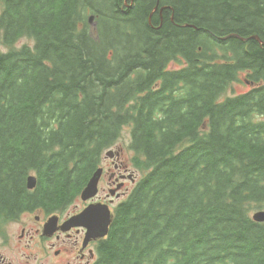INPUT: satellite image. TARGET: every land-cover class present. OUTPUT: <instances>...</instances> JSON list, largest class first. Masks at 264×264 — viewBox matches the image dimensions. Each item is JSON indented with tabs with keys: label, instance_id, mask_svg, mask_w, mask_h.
<instances>
[{
	"label": "trees",
	"instance_id": "trees-1",
	"mask_svg": "<svg viewBox=\"0 0 264 264\" xmlns=\"http://www.w3.org/2000/svg\"><path fill=\"white\" fill-rule=\"evenodd\" d=\"M0 47V240L126 129L141 177L93 264H264V0H0Z\"/></svg>",
	"mask_w": 264,
	"mask_h": 264
},
{
	"label": "flooded vegetation",
	"instance_id": "flooded-vegetation-1",
	"mask_svg": "<svg viewBox=\"0 0 264 264\" xmlns=\"http://www.w3.org/2000/svg\"><path fill=\"white\" fill-rule=\"evenodd\" d=\"M121 155L120 151L118 157L103 159L98 194L79 209L69 211L71 204L57 209L36 206L8 223L0 240V264H93L102 239H86L85 228L66 222L90 203L108 204L112 209L127 195V182L132 185L136 178Z\"/></svg>",
	"mask_w": 264,
	"mask_h": 264
},
{
	"label": "water",
	"instance_id": "water-1",
	"mask_svg": "<svg viewBox=\"0 0 264 264\" xmlns=\"http://www.w3.org/2000/svg\"><path fill=\"white\" fill-rule=\"evenodd\" d=\"M126 2V0H124ZM132 3V0H131ZM93 17L90 18L92 21ZM227 38H221L222 41ZM106 156H111L112 152H107ZM118 156V153H117ZM102 170L98 169L90 178L86 186L80 193V199L82 201H88L93 199L98 193V182L101 177ZM36 180L34 177L28 179V189L35 187ZM253 221L258 223H264V211H258L253 215ZM111 222V213L107 205L96 203L86 207L81 213L73 216L67 221L68 226H81L87 229V239L103 238L108 233V227Z\"/></svg>",
	"mask_w": 264,
	"mask_h": 264
},
{
	"label": "rangeland",
	"instance_id": "rangeland-1",
	"mask_svg": "<svg viewBox=\"0 0 264 264\" xmlns=\"http://www.w3.org/2000/svg\"><path fill=\"white\" fill-rule=\"evenodd\" d=\"M184 26H186V25H184ZM22 44L31 45V42L29 40H27V39H22V40H20V41H18L16 43L15 47L16 46L19 47ZM0 49L2 51H5V49L2 48V47H0ZM246 80H247V78L245 76V73H242L241 76H240L239 81L235 82V84L232 85V87L227 91V95L240 94V93L248 91L250 89V87H251V83L249 81L246 82ZM262 119H264V117ZM122 136L123 137L119 140V142L112 149H116V148H119V147L122 148L124 152H123V155L121 157V160L124 161L127 164L128 163L127 160L129 158V155L131 156V154H129L127 149H126V146L128 144V136H129L128 135V131L126 129L123 130ZM133 172L136 175V179L139 178V174L137 172H135V171H133ZM131 186L132 185H129V183L127 182L126 188L128 190L131 189ZM102 187H103V183H102ZM104 187H105V184H104ZM82 203H83L82 201H80L78 198H76V201L71 203V205L69 206L68 210L74 212L76 210V207H78L77 209H79V207L81 206Z\"/></svg>",
	"mask_w": 264,
	"mask_h": 264
},
{
	"label": "bare ground",
	"instance_id": "bare-ground-1",
	"mask_svg": "<svg viewBox=\"0 0 264 264\" xmlns=\"http://www.w3.org/2000/svg\"><path fill=\"white\" fill-rule=\"evenodd\" d=\"M37 2V1H36ZM39 4V3H38ZM38 6V5H37ZM15 27V26H14ZM117 28V27H116ZM21 29H23V28H21ZM122 29V28H121ZM116 30V29H115ZM125 33V32H124ZM17 35V34H16ZM133 41V40H132ZM122 46V45H121ZM225 47V46H224ZM223 48V47H222ZM132 53V52H131ZM139 53V52H138ZM103 57V56H102ZM131 58V57H130ZM132 60V59H131ZM128 61V60H127ZM116 64V63H115ZM117 67V66H116ZM125 67V66H124ZM117 70V69H116ZM85 75H86V73H85ZM112 75V74H111ZM99 77V76H98ZM89 78V77H88ZM199 80V79H198ZM178 89H180V88H178ZM178 91V90H177ZM4 92V91H3ZM66 115V114H65ZM1 120V119H0ZM99 121V120H98ZM4 124V123H3ZM77 132V131H76ZM2 133V132H1ZM81 133V132H80ZM38 134H40V133H38ZM45 134V133H44ZM44 134H43V136H44ZM69 134V133H68ZM55 135V134H54ZM59 136V135H58ZM53 137V136H52ZM36 140V139H35ZM37 142V141H36ZM77 142V141H76ZM51 143V142H50ZM39 144V143H38ZM72 147V146H71ZM87 150V149H86ZM39 161V160H38ZM191 164V163H190ZM92 165V164H91ZM90 166V165H89ZM201 169V168H200ZM174 171V170H173ZM202 175V174H201ZM200 176V175H199ZM57 180V179H56ZM159 180V179H158ZM43 181V180H42ZM41 181V182H42ZM228 181V180H227ZM60 184V183H59ZM62 185V184H61ZM160 185V184H159ZM151 187V186H150ZM67 191V190H66ZM78 191V190H77ZM66 193V192H65ZM64 193V194H65ZM68 194V193H67ZM41 198V197H40ZM135 211V210H134ZM236 212V211H235ZM230 222V221H229ZM221 226V225H220ZM218 227V226H217ZM196 228V227H195ZM223 228V227H222ZM221 228V229H222ZM247 228V227H246ZM194 229V228H193ZM203 231V230H202ZM237 231V230H236ZM201 232V231H200ZM207 233V232H206ZM227 233V232H226ZM167 234V233H166ZM262 236V235H261ZM169 237V236H168ZM264 238V237H263ZM157 239V238H156ZM230 243V242H229ZM239 243V242H238ZM169 244V243H168ZM188 246V245H187ZM181 247H182V245H181ZM184 247V246H183ZM200 247V246H199ZM176 248V247H175ZM204 250V249H203ZM231 250V249H230ZM182 252V251H181ZM262 253V252H261ZM192 254V253H191ZM257 257V256H256ZM200 258V257H199ZM262 258V257H261ZM233 264V263H232Z\"/></svg>",
	"mask_w": 264,
	"mask_h": 264
}]
</instances>
